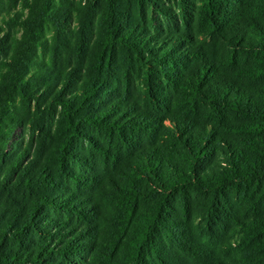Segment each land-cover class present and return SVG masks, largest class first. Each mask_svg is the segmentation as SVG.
<instances>
[{"label":"trees","instance_id":"1","mask_svg":"<svg viewBox=\"0 0 264 264\" xmlns=\"http://www.w3.org/2000/svg\"><path fill=\"white\" fill-rule=\"evenodd\" d=\"M0 264H264V0H0Z\"/></svg>","mask_w":264,"mask_h":264}]
</instances>
